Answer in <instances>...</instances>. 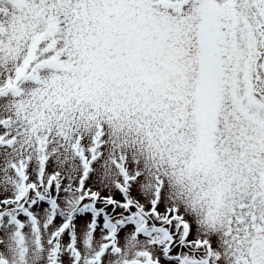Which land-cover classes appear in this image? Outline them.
<instances>
[{
  "label": "snow or ice",
  "instance_id": "1",
  "mask_svg": "<svg viewBox=\"0 0 264 264\" xmlns=\"http://www.w3.org/2000/svg\"><path fill=\"white\" fill-rule=\"evenodd\" d=\"M0 264H264V0H0Z\"/></svg>",
  "mask_w": 264,
  "mask_h": 264
}]
</instances>
